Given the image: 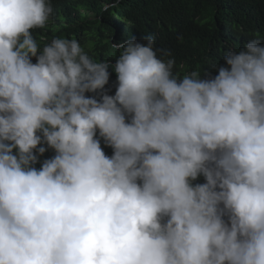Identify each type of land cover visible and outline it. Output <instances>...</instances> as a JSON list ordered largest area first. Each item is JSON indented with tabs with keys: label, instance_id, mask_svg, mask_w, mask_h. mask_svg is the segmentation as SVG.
Segmentation results:
<instances>
[{
	"label": "clouds",
	"instance_id": "obj_1",
	"mask_svg": "<svg viewBox=\"0 0 264 264\" xmlns=\"http://www.w3.org/2000/svg\"><path fill=\"white\" fill-rule=\"evenodd\" d=\"M53 17L0 0V264H264V38L181 75L153 34L112 64Z\"/></svg>",
	"mask_w": 264,
	"mask_h": 264
},
{
	"label": "trees",
	"instance_id": "obj_2",
	"mask_svg": "<svg viewBox=\"0 0 264 264\" xmlns=\"http://www.w3.org/2000/svg\"><path fill=\"white\" fill-rule=\"evenodd\" d=\"M52 3L54 17L45 30L46 39L75 37L81 45L88 39L89 55L108 59L112 64L119 54L113 45L130 36L143 42V35L153 34L157 48L170 51L175 58L174 72L184 75L205 70L216 75L212 65L227 66L222 57L226 51L238 50L257 36L264 38V0H52ZM109 71L106 89L114 95L117 77ZM101 146L106 155H112L113 150L103 141ZM54 155V150L49 149L40 157L41 163ZM204 182L202 176L196 181Z\"/></svg>",
	"mask_w": 264,
	"mask_h": 264
},
{
	"label": "rangeland",
	"instance_id": "obj_3",
	"mask_svg": "<svg viewBox=\"0 0 264 264\" xmlns=\"http://www.w3.org/2000/svg\"><path fill=\"white\" fill-rule=\"evenodd\" d=\"M103 28H104V27H103ZM100 34H101V35H105V34H104V31H101ZM86 40H87V42H88V39H86ZM86 40H85V41H86ZM87 42H85L82 46L85 47V50H86V51H88V49L91 51V46H90V45L88 46Z\"/></svg>",
	"mask_w": 264,
	"mask_h": 264
}]
</instances>
